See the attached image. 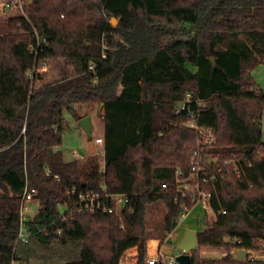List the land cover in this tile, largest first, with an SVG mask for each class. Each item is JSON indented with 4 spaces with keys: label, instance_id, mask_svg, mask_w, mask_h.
Wrapping results in <instances>:
<instances>
[{
    "label": "trees",
    "instance_id": "trees-1",
    "mask_svg": "<svg viewBox=\"0 0 264 264\" xmlns=\"http://www.w3.org/2000/svg\"><path fill=\"white\" fill-rule=\"evenodd\" d=\"M18 1L24 14L0 35V264L31 263L33 243L61 250L44 264H119L133 247L136 264H145L151 208L163 213L164 240L195 206L180 193L198 137L187 112L176 114L187 95L206 105L191 121L215 140L202 150L216 164L200 176L213 178L212 219L197 245L228 252L202 259L195 251L191 264H248L230 252L264 240V92L250 76L264 64V0ZM42 61L55 72L34 89L29 72ZM94 107L104 125L103 170L94 158L64 161L53 152L65 114L77 122ZM232 159L235 172L221 165ZM26 186L44 211L18 244ZM103 189L129 198L120 216L79 212L68 194Z\"/></svg>",
    "mask_w": 264,
    "mask_h": 264
},
{
    "label": "rangeland",
    "instance_id": "rangeland-1",
    "mask_svg": "<svg viewBox=\"0 0 264 264\" xmlns=\"http://www.w3.org/2000/svg\"><path fill=\"white\" fill-rule=\"evenodd\" d=\"M16 6H19L18 8H13V5H11V2L8 0H0V35L5 34L6 31H8V21L9 20H15L17 15L20 17L24 14L23 13V7L20 5L19 1H15ZM5 16H10V17H5ZM5 17V18H1ZM8 18H10L8 20ZM111 20V19H110ZM112 21V20H111ZM116 26V25H115ZM114 26V27H115ZM50 62V61H48ZM49 72H42L39 77H42L43 79L40 80V82L36 81L33 83V88L37 89L41 87L42 84L47 82L49 80V77L53 76L55 72V65L54 63H50V66L48 67ZM250 76L252 77L253 81L255 82L256 86L260 90L264 92V64H259L251 70ZM94 111H89L86 108H83V110L80 112L82 117L89 116L91 118V124L93 125V132H92V137L91 139H88L86 137V134L83 132V130L80 128V126L77 125V122L70 116V114H65V130L62 135V141L61 145L56 148L54 152H60L63 154L64 158L66 160L69 159L70 153L72 151H75L77 153L81 154L80 159H78L80 162H83L82 160L84 158H94L95 160H98L100 164V169L103 170L104 166V160L102 156L103 148L100 145H97L94 143V140L96 137H99L103 133L104 125L101 117L100 110L97 107H94ZM88 113V115H84ZM26 114V112H25ZM262 136L261 139L264 143V110H263V115H262ZM90 148H93L92 153L84 156L85 154L88 153V150ZM257 156H260V150H257ZM77 160V161H78ZM191 160V159H190ZM210 161L211 159L208 157L207 159ZM189 174L188 178L189 179V185L188 188L192 189L194 188L196 178L194 175ZM186 180V179H184ZM204 205L197 204L195 205L188 213L183 215L177 223V229L173 233L176 235V237L172 238L170 237L169 241L167 239H162L163 234L160 233V229L158 228L159 226V219L163 217V213L159 208H151V215L149 218L150 224H151V229H152V237L153 240L158 241L162 247H161V252L163 254H166V259L169 257L171 258H176L181 254L179 250L176 249V245L182 240L184 237L185 231L188 230H193L196 232H202V230L206 229V222L212 219V212L208 207H203ZM258 244V250H263L264 251V240H259L257 242ZM147 246V243H146ZM32 251L30 254V262L28 264H44V259L47 258L51 262H57V259H59V256H61L62 253L61 250L57 247L53 248L52 252H47L44 251L42 252V249L40 246L37 244L33 243L31 245ZM148 248V246H147ZM147 248H146V258H145V264L146 261L149 259L147 256ZM203 248H206V246H203ZM203 248H198L196 251L199 253L200 258H208V259H220L221 258V252L218 251L215 248L208 247L207 250H203ZM222 248V247H221ZM224 249V248H223ZM69 250V248H67ZM203 250V251H202ZM226 250V249H224ZM63 251V250H62ZM233 251V252H232ZM231 252L232 258L236 261H245L248 264H256L260 260V255H262V251H255V253L250 256L253 257L254 263L248 262V259L250 258L249 255L247 254L246 250L241 249V248H235ZM193 252H190L189 254L192 255ZM228 254V252H227ZM137 259L134 257L132 259L131 256H129L128 251H126L123 256L120 259L119 264H136ZM23 264H26L25 262Z\"/></svg>",
    "mask_w": 264,
    "mask_h": 264
},
{
    "label": "built area",
    "instance_id": "built-area-1",
    "mask_svg": "<svg viewBox=\"0 0 264 264\" xmlns=\"http://www.w3.org/2000/svg\"><path fill=\"white\" fill-rule=\"evenodd\" d=\"M36 56V54H35ZM50 66V62L42 61L39 65L35 63L33 69L29 72L30 79H31V85L35 83V78L39 77L42 72H49L48 67ZM88 71L92 72L93 67H89ZM40 82V81H38ZM191 103H193L196 106V110L191 109ZM206 105H204L201 101L192 100L190 95H187L185 100L182 102L180 107L177 109L176 114H181L182 111L187 112V117L190 121L187 122V125L194 129L198 135L197 137V147L192 152L191 160H190V174L191 176L194 175L196 178V182L194 185V188L190 189L188 188L189 185V179L187 178L184 180L183 185L180 187V193L182 196H189L191 198V201L197 205H204L203 207H207V203L211 197L210 192L206 190V186H208L210 183H212L213 178H206L202 177L200 179L201 173L206 171V168L209 164H216V160L208 161V157L204 154H202V150L205 146L212 145L214 140V135L210 129H204L199 128L195 123H193L191 120L194 118L196 114H199L201 111L205 109ZM94 143L97 145L102 146V138L96 137L94 140ZM261 155V154H259ZM82 158L79 154H73V160H78ZM239 161L236 159L232 160H223L221 165L227 167L230 170H233L234 172L237 169V164ZM220 170V167L218 166V171ZM46 175H49L48 172H46ZM176 176H180L181 173L176 171ZM190 176V177H191ZM54 179H57V177H54ZM58 180V179H57ZM70 196L76 199V207L78 208L79 212H86V213H105L110 215H116L120 216L121 211L128 205L129 198L126 195L123 194H109L103 189L102 192H79V194L76 193L75 190H72L70 193L68 192ZM43 211H44V201L38 197V192L35 188H30L28 186L25 187L21 194V203L19 207V218H20V227L18 230V236H17V243L18 244H26L28 243V240L33 236V233L30 229V224L38 223L42 220L43 217ZM259 249V248H258ZM250 250L247 252V254L252 256L255 251H262V255H260L261 261L264 259V251L263 250ZM248 262L254 263L253 257H250L248 259ZM146 264H178L175 261V258L169 257L166 259V255L163 254L161 251H158L156 255L151 256L146 261Z\"/></svg>",
    "mask_w": 264,
    "mask_h": 264
},
{
    "label": "water",
    "instance_id": "water-1",
    "mask_svg": "<svg viewBox=\"0 0 264 264\" xmlns=\"http://www.w3.org/2000/svg\"><path fill=\"white\" fill-rule=\"evenodd\" d=\"M111 25L115 26L117 21L111 19ZM210 62L212 66L215 65L214 59L210 58ZM25 107L20 109L18 113L19 118H25ZM77 125L83 130L88 139H91L93 132V125L91 124V118L89 116L82 117L77 120ZM49 154L51 153V149L48 150ZM176 249L181 252L179 256L175 258L176 263L178 264H191V255L190 252H195L198 249L197 241H196V233L193 230H186L184 237L182 240L176 245Z\"/></svg>",
    "mask_w": 264,
    "mask_h": 264
},
{
    "label": "crops",
    "instance_id": "crops-1",
    "mask_svg": "<svg viewBox=\"0 0 264 264\" xmlns=\"http://www.w3.org/2000/svg\"><path fill=\"white\" fill-rule=\"evenodd\" d=\"M9 2H11V5H13V8L15 7V8H18L19 6H16V0H8ZM5 17H10V16H5ZM5 17H1V18H5ZM16 18H19L20 16L19 15H17V16H15ZM11 18V17H10ZM10 18H8V20L10 19ZM99 137H102V135L101 136H99ZM56 150V148H54L53 149V152ZM92 151H93V148H90L89 150H88V153L87 154H85L84 156H86V155H88V154H90V153H92ZM73 154H79L80 156H81V154L80 153H77V152H75V151H72L71 153H70V156H69V159L68 160H66L65 158H64V156H63V154L61 153V156H62V158H63V160L64 161H70V160H73ZM102 156H103V152H102ZM206 227V226H205ZM207 228V227H206ZM176 229H177V227H176ZM176 229H175V231H176ZM189 229H191V228H189ZM205 230V229H204ZM204 230H202V232L204 231ZM174 231V232H175ZM173 232V233H174ZM195 232V231H194ZM202 232H197V234L198 233H202ZM170 234V235H168V237L166 238L168 241H169V239H170V237H172V238H174V237H176V235H174V234ZM196 233V232H195ZM196 234V235H197ZM147 246H148V248H147V256H148V258H151V256H154V255H156V253L158 252V251H161V247H162V245L158 242V241H156V240H153V239H151L149 242H147ZM208 249V247H206V248H203V250H207ZM215 249H217L218 251H220L221 252V257H223V256H225L226 254H227V251L226 250H224L223 248H215ZM202 250V251H203ZM128 251V254H129V256H131L132 257V259H134V257L136 258V256H137V254H138V249H137V247H133V249H130V250H127ZM233 252V251H232ZM232 252H230V255H231V257H232ZM166 255V254H165ZM221 259V258H220Z\"/></svg>",
    "mask_w": 264,
    "mask_h": 264
}]
</instances>
